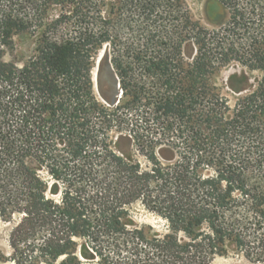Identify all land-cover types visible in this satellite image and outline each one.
Returning a JSON list of instances; mask_svg holds the SVG:
<instances>
[{"label":"trees","instance_id":"16d2710c","mask_svg":"<svg viewBox=\"0 0 264 264\" xmlns=\"http://www.w3.org/2000/svg\"><path fill=\"white\" fill-rule=\"evenodd\" d=\"M214 1L216 28L186 0H0V264H83L78 240L104 264L264 262V0ZM233 64L232 107L213 77Z\"/></svg>","mask_w":264,"mask_h":264},{"label":"rangeland","instance_id":"374dc122","mask_svg":"<svg viewBox=\"0 0 264 264\" xmlns=\"http://www.w3.org/2000/svg\"><path fill=\"white\" fill-rule=\"evenodd\" d=\"M188 7L191 11L193 18L200 21L203 25L209 28H216L218 25L223 24L228 19L227 10L222 7L219 3L214 0H186ZM15 49L12 53H8L4 61L13 62L17 66H23L25 62L33 56L36 49V39L30 37L29 35L19 36L15 39ZM104 51L100 54L99 60L97 62L96 68L93 71L95 92L99 98H102L99 93V86L97 85V73L99 61L102 58ZM108 74L106 76L107 83L110 88V92L113 88L116 93L119 94L118 87L113 84L111 79L112 74L109 67L106 69ZM106 73V71H105ZM241 67L238 64H233L232 66L223 69L218 74L213 77V83L216 87L228 98L230 105L233 107L236 103L239 94L235 93L229 87V78L231 76H240ZM254 83V79L251 80ZM113 92V91H112ZM169 155V154H168ZM161 157V156H160ZM162 160L166 161L163 157ZM47 176V175H46ZM49 187H53V191L48 193V196L52 199H59V185L53 179L48 178ZM58 186V188H57ZM62 189V187H60ZM18 216H15L12 221H5L4 218L0 216V254L8 257L11 254V249L9 246L10 233L18 220ZM132 223L135 225H149L152 226L159 233H163L166 230L165 223L159 218L146 213L143 210H135L133 213ZM79 251L82 249L80 257L83 260V264H104L102 257L97 256L94 251L88 247V242L85 240H78ZM104 249H107L106 254L111 251L107 244H104ZM211 264H264V262H256L247 259L242 254H237L235 249L231 246L229 248L228 254L224 256H218Z\"/></svg>","mask_w":264,"mask_h":264},{"label":"water","instance_id":"95a60500","mask_svg":"<svg viewBox=\"0 0 264 264\" xmlns=\"http://www.w3.org/2000/svg\"><path fill=\"white\" fill-rule=\"evenodd\" d=\"M97 70H98V73H97V85L99 86V80H98L99 77L98 76H99L100 65H98V69ZM99 93H100V91H99ZM100 96H101V93H100Z\"/></svg>","mask_w":264,"mask_h":264}]
</instances>
